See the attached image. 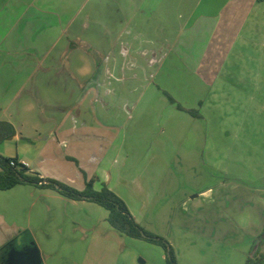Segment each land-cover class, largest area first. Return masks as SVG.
Segmentation results:
<instances>
[{"label":"rangeland","instance_id":"1","mask_svg":"<svg viewBox=\"0 0 264 264\" xmlns=\"http://www.w3.org/2000/svg\"><path fill=\"white\" fill-rule=\"evenodd\" d=\"M136 73L140 81L120 86L114 71L106 72L108 85L100 88V97L107 104L95 101L98 93L92 91L82 106L92 123L100 117L122 126L119 133L116 128V134L99 138L92 124L85 130L91 135L85 146L69 141L68 150L67 142L59 145L55 135L45 134L31 142L4 141L0 154L18 156L35 171L81 191L92 178L100 190L108 172L111 190L144 230L171 245L177 264H245L264 252V143L246 142V119L243 129H220V116L236 124L233 104H222L209 126L197 104L162 95L155 70ZM146 91L153 97H142ZM42 92L53 99L70 94L64 86H44ZM71 156L80 157L79 167ZM51 192L34 195L41 193L30 186L0 191V207L10 209L0 217V245L7 234L34 240L43 264H166L162 246L116 231L103 207L86 201L97 208L91 209ZM13 194L24 198L19 202Z\"/></svg>","mask_w":264,"mask_h":264},{"label":"crops","instance_id":"2","mask_svg":"<svg viewBox=\"0 0 264 264\" xmlns=\"http://www.w3.org/2000/svg\"><path fill=\"white\" fill-rule=\"evenodd\" d=\"M112 70L120 86L140 81L138 71L148 75L149 70H155L162 95L197 104L209 126L222 104H233L236 124H228L227 117L220 116V129L227 133L230 128L243 129L246 119V142L264 143L263 2L0 0V120L16 128V134L6 141L23 138L31 142L34 136L48 134V138L55 135L59 145L70 141L85 146V136H91L85 130L92 124L96 137L112 136L116 128L119 133L122 126L100 117L92 118V123L82 109L92 91L98 93L95 101L107 104L100 97V88L106 86V72ZM127 71L132 74L128 76ZM44 86H64L70 94L53 99L43 95ZM146 93L142 97H153ZM50 103L59 106L49 108ZM66 148L70 150L69 145ZM70 158L79 167L80 157ZM28 168L50 178L42 170ZM103 177L102 182L114 190L109 183L111 175L104 171ZM25 186L41 193L34 195H53V189L25 184L9 190ZM13 195L20 196L16 197L19 202L24 198V194ZM60 197L97 210L85 204L87 200ZM8 210L1 206L0 217ZM20 239V235L4 237L0 264H6L11 253L27 248H37L43 264L34 240L26 243Z\"/></svg>","mask_w":264,"mask_h":264},{"label":"trees","instance_id":"3","mask_svg":"<svg viewBox=\"0 0 264 264\" xmlns=\"http://www.w3.org/2000/svg\"><path fill=\"white\" fill-rule=\"evenodd\" d=\"M264 3V0H258ZM170 100L173 99L170 97ZM178 108L181 109V106ZM196 117H201L196 110H189ZM16 134L15 126L5 120H0V145ZM12 161L16 165H12ZM95 179L86 183L84 190L61 183L55 179L42 178L31 172L27 165L19 162L17 158L5 157L0 154V190H9L19 184L32 185L38 188L56 190L63 196L73 200H87L94 202L108 212V222L120 233L134 239H145L151 243L162 246L166 252V264H177L176 256L171 245L162 237H158L144 230L128 209L125 201L103 183L100 190L94 189ZM264 242V234L261 237ZM245 264H264V252L250 256Z\"/></svg>","mask_w":264,"mask_h":264},{"label":"water","instance_id":"4","mask_svg":"<svg viewBox=\"0 0 264 264\" xmlns=\"http://www.w3.org/2000/svg\"><path fill=\"white\" fill-rule=\"evenodd\" d=\"M30 257H29V263L28 264H41L42 260H41V256H40V252L37 248L31 249L30 250ZM29 251V252H30ZM21 255V256H25L26 254L28 255L29 253L25 250V251H16L14 253H11L10 255Z\"/></svg>","mask_w":264,"mask_h":264},{"label":"flooded vegetation","instance_id":"5","mask_svg":"<svg viewBox=\"0 0 264 264\" xmlns=\"http://www.w3.org/2000/svg\"><path fill=\"white\" fill-rule=\"evenodd\" d=\"M25 250L29 253L28 255L27 254L25 256L16 255V254L13 256L9 255V257L5 260L6 264H28L31 248H27Z\"/></svg>","mask_w":264,"mask_h":264},{"label":"built area","instance_id":"6","mask_svg":"<svg viewBox=\"0 0 264 264\" xmlns=\"http://www.w3.org/2000/svg\"><path fill=\"white\" fill-rule=\"evenodd\" d=\"M20 162V161H19ZM20 163H22V164H24V165H27L25 162H20ZM12 165H16V162L15 161H12Z\"/></svg>","mask_w":264,"mask_h":264}]
</instances>
